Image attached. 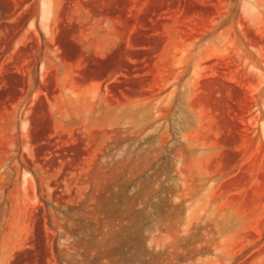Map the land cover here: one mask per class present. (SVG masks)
Here are the masks:
<instances>
[{
  "label": "rangeland",
  "instance_id": "1",
  "mask_svg": "<svg viewBox=\"0 0 264 264\" xmlns=\"http://www.w3.org/2000/svg\"><path fill=\"white\" fill-rule=\"evenodd\" d=\"M0 264H264V0H0Z\"/></svg>",
  "mask_w": 264,
  "mask_h": 264
}]
</instances>
